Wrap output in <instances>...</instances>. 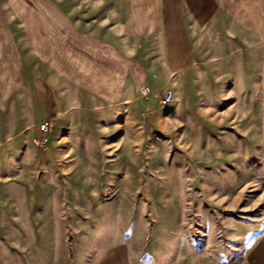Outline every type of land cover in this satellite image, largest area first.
Wrapping results in <instances>:
<instances>
[{"label": "rangeland", "instance_id": "1", "mask_svg": "<svg viewBox=\"0 0 264 264\" xmlns=\"http://www.w3.org/2000/svg\"><path fill=\"white\" fill-rule=\"evenodd\" d=\"M26 4L110 24L126 58L119 97L79 86L66 110L31 79L30 126L0 95V264H264V0Z\"/></svg>", "mask_w": 264, "mask_h": 264}, {"label": "crops", "instance_id": "2", "mask_svg": "<svg viewBox=\"0 0 264 264\" xmlns=\"http://www.w3.org/2000/svg\"><path fill=\"white\" fill-rule=\"evenodd\" d=\"M24 1L13 0L14 10L23 22L0 26V95L5 96V102H19L18 108L8 107L14 112L13 117L24 120L22 126L36 122L29 114L15 113L31 110V79L41 83L45 94L52 90L49 94L55 97L51 110H66L73 102V90L79 86L98 89L103 99L119 97L121 91L111 62L125 61L126 54L120 42L113 41L110 24H91L83 29L72 19L48 22L47 7L40 10ZM64 12L54 13L58 18L72 15V11ZM181 56L177 45L169 47L165 58L169 68L181 64L185 60ZM189 74L192 76V72Z\"/></svg>", "mask_w": 264, "mask_h": 264}, {"label": "built area", "instance_id": "3", "mask_svg": "<svg viewBox=\"0 0 264 264\" xmlns=\"http://www.w3.org/2000/svg\"><path fill=\"white\" fill-rule=\"evenodd\" d=\"M173 97H174L173 89L168 88V89L164 90L161 101L163 103H169L173 100ZM50 127H51V122L48 120H42L39 123V129L43 133H47L49 131ZM42 140L46 141V137H44Z\"/></svg>", "mask_w": 264, "mask_h": 264}, {"label": "bare ground", "instance_id": "4", "mask_svg": "<svg viewBox=\"0 0 264 264\" xmlns=\"http://www.w3.org/2000/svg\"><path fill=\"white\" fill-rule=\"evenodd\" d=\"M204 70L205 69L203 67L195 66L193 68V70L191 71L192 72V79H198V78H202L203 77L202 80H204V78H205V76H203L205 74ZM182 80H184L183 77H182ZM180 84H181L180 92H182L181 93L182 97L184 95L187 96L188 93H187V91H185V83L183 84L182 82H180ZM112 256H114V255H112ZM113 263H115V262H113Z\"/></svg>", "mask_w": 264, "mask_h": 264}]
</instances>
